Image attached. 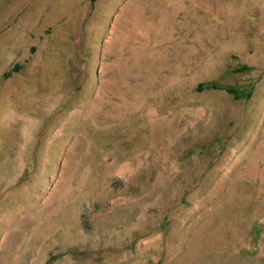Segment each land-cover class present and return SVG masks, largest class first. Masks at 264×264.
Returning a JSON list of instances; mask_svg holds the SVG:
<instances>
[{
  "label": "rangeland",
  "instance_id": "374dc122",
  "mask_svg": "<svg viewBox=\"0 0 264 264\" xmlns=\"http://www.w3.org/2000/svg\"><path fill=\"white\" fill-rule=\"evenodd\" d=\"M0 264H264V0H0Z\"/></svg>",
  "mask_w": 264,
  "mask_h": 264
}]
</instances>
